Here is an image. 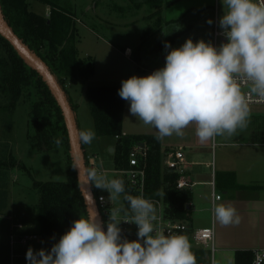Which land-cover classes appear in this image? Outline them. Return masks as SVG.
<instances>
[{"label":"clouds","instance_id":"1","mask_svg":"<svg viewBox=\"0 0 264 264\" xmlns=\"http://www.w3.org/2000/svg\"><path fill=\"white\" fill-rule=\"evenodd\" d=\"M222 4L219 27L227 43L216 47L189 38L172 49L166 42L165 49L171 51L163 68L122 81L118 95L130 102L132 116L156 129L158 140L183 136L190 125H195L200 143L232 136L247 127L248 97L264 100V0H222ZM95 136L91 130L81 131L80 141L91 144ZM89 175L97 188L109 191L110 200L125 192L121 179ZM124 199L132 215L123 222L138 226L137 240L122 238L119 209L111 211L106 231L96 214H87L75 220L50 251L29 247L28 264H197L185 236L155 231L156 210L149 200L127 194ZM214 215L224 227L241 223L231 205H215Z\"/></svg>","mask_w":264,"mask_h":264},{"label":"trees","instance_id":"2","mask_svg":"<svg viewBox=\"0 0 264 264\" xmlns=\"http://www.w3.org/2000/svg\"><path fill=\"white\" fill-rule=\"evenodd\" d=\"M36 1L49 5V14L33 10L31 0H0V4L8 25L49 65L56 79L67 93L74 111H76L77 105L68 93V80L75 77L90 78L95 72V60L92 56L83 58L79 55L77 13L72 10V6L63 5L58 2L59 0ZM130 1L137 8L143 4L152 8L156 7V11L149 15L151 18L154 15L159 17L162 10L175 0ZM176 22L178 19H172L167 24ZM162 28L163 26L159 22L154 32L158 33ZM192 28L191 24L181 26L176 31L166 35L164 40H158L155 45L156 53L159 55L163 51L168 53L169 49H165V43L174 46L177 40L185 36ZM147 35L145 34L144 37ZM201 35L213 38L214 25L208 23L192 39L195 40ZM144 51L145 42L143 39L132 52V57L136 63L142 64ZM121 86L122 84H95L89 85L85 91L96 133L100 137L107 136L114 139L113 168L128 167L130 151L137 145H141L144 154L139 157V162L146 169V195L160 199L167 216L189 221L191 214L185 204L192 200V189L191 187H177L179 173L172 171L164 163L169 149H163L161 140L156 139L157 133H123L125 100L118 95ZM0 93L4 98L1 109L9 112L10 115L16 109L21 98L25 94L28 95L32 115L29 137L39 149H49L54 146H63L65 149L68 179L65 181H35L34 183L39 191V201L36 206V233L43 238L50 239L51 244L54 245L55 239L61 238L70 230L75 220H78L80 216L89 214V212L72 157L68 129L61 106L42 75L18 53L10 41L1 33ZM57 140L60 141L59 145L56 143ZM85 156L87 161L90 155L85 153ZM9 164L6 160H0V178L3 179V175L9 176L7 169ZM14 166L15 162H12L10 167ZM225 174L228 175L229 181L233 180L231 172H225ZM115 179L123 180L125 192L118 196L120 199L118 202L113 201L115 206L118 204L117 206L126 209L129 202L124 199V196L126 194L135 196L133 188L127 181L126 175L116 173ZM4 186L2 182L0 204L3 203V205L6 204L7 199L6 185ZM92 186L95 197H97L101 191L96 189L94 182H92ZM104 225L106 231L107 224ZM182 235L191 242L187 232ZM191 251L196 257L197 264H211L210 249L191 245ZM252 258L253 250H237L235 264H252Z\"/></svg>","mask_w":264,"mask_h":264},{"label":"rangeland","instance_id":"3","mask_svg":"<svg viewBox=\"0 0 264 264\" xmlns=\"http://www.w3.org/2000/svg\"><path fill=\"white\" fill-rule=\"evenodd\" d=\"M58 2L63 5H71L72 10L77 13L79 55L83 58L92 56L95 60L94 74L88 79L77 77L69 79L67 89L72 101L77 105L75 114L81 130H91L96 135L85 91L89 85L122 84V81L130 78L131 75L140 74L132 55L125 56V46L129 45L134 49L144 39L146 51L143 54V60L149 67H154L156 63L153 62L152 53L148 49H152L158 40H164L166 35L181 26L191 24L193 28L172 46V49L179 48L187 39H192L204 29L208 25L209 19H212V24L215 25L216 17L219 24V20L224 14L222 0H175L162 10L159 17L154 15L151 18L149 15L156 11V7L152 8L143 4L137 8L130 0H59ZM31 8L44 14H49L50 11L49 5L36 0H31ZM171 18L178 19V22L167 24ZM159 22L163 28L160 32L155 33L154 29L157 28ZM145 34L148 35L144 37ZM201 37L203 38L199 40L211 42L216 47L223 43L221 39L215 43V39H207L204 35ZM3 102L4 98L0 93V160H6L10 166L12 162H15V166L7 168L9 176L3 175L4 178H0V186L3 182V186L6 185L7 190L6 204H0V210L6 214H12L16 219L27 221V225L30 224V228L27 227L28 232H37L36 206L39 201V191L34 183L35 181H65L68 179L65 149L63 146L39 149L29 137L32 115L30 99L27 94L21 98L11 115L9 112L2 111ZM249 106L250 116L247 127L237 129V132L232 136L225 134L230 140L245 138L251 132L256 134V130H259L260 127L262 129L264 126V105ZM110 138L107 137V139ZM87 150L98 151L103 159L108 156L96 136L91 144H87ZM106 161L104 176L110 177V180L115 179L116 173L113 172V164L107 158ZM96 189L100 190L97 187ZM104 191L108 190L104 189ZM106 197L108 199L110 195H106ZM119 200V198L115 199L117 202ZM109 201L111 200L109 199ZM59 240L60 237L56 238L55 243H58ZM51 243L50 239L41 237L40 242L19 244L20 250L26 251L23 256L24 262L21 264H28L26 254L29 247L37 252L42 248L50 251L53 246ZM210 257L211 264H214L215 256L212 252ZM15 264H18L17 260Z\"/></svg>","mask_w":264,"mask_h":264},{"label":"crops","instance_id":"4","mask_svg":"<svg viewBox=\"0 0 264 264\" xmlns=\"http://www.w3.org/2000/svg\"><path fill=\"white\" fill-rule=\"evenodd\" d=\"M201 36L193 41L197 42L203 38ZM148 50L151 51L156 65L149 67L144 60L142 64L136 63L140 74L135 76H147L165 66L166 51L159 55L155 45ZM132 52L131 46H125V56H131ZM129 109L130 102L125 100L123 133H157L155 128L132 116ZM76 119L78 121L77 116ZM78 126L81 132L79 121ZM256 132H251L245 138L230 140L224 135L200 143L195 135V125H190L184 130L183 136L173 134L161 140L163 149H183L187 163L185 175L193 182L191 189L194 206L190 210L189 225L191 228L215 225L214 264H235L237 250L264 248V126ZM96 137L108 153L105 159L98 151H88L87 144L82 143L83 149L87 155H95L98 167L105 170L106 158L112 162L114 139L100 137L98 134ZM225 172L232 173V181H229ZM104 177L110 180V177ZM99 191L110 195L104 189L100 188ZM215 194H221V198L215 200L216 205L225 204L236 208L241 217L238 226L224 227L216 221L212 210ZM18 223H22L23 228H18ZM27 223L25 220L16 219L12 214L0 211V264H15L16 260L18 264L24 262L26 251L20 250L18 245L21 235L31 233L28 232L27 227L30 228V224L28 226Z\"/></svg>","mask_w":264,"mask_h":264},{"label":"built area","instance_id":"5","mask_svg":"<svg viewBox=\"0 0 264 264\" xmlns=\"http://www.w3.org/2000/svg\"><path fill=\"white\" fill-rule=\"evenodd\" d=\"M223 29L219 27L217 23V19L215 18V27H214V39L215 43L217 40L223 37L221 32ZM244 92L247 93L248 89L246 86L242 85ZM249 105H264V100L259 99L254 95H250L248 97ZM144 154L143 147L141 145H137L130 151L129 154V164L128 167L123 169H114L113 172L121 173L126 175V179L129 184L133 188V193L135 196H142L143 198L149 200L155 210L157 219L153 222L154 228L156 232H161L165 235H182L184 232H187L190 235L191 242L190 244L195 247L210 249L214 254L215 251V236L216 229L215 225H209L198 228H191L189 225V221L187 220H179L174 219L172 217L167 216L164 213V208L162 205V201L157 198L148 197L145 193L146 187V169L144 166L140 165L139 157ZM88 171L95 172L98 176L103 175L106 170L100 169L96 163V156L90 155L88 156V160L86 161ZM165 165L171 169L179 173V177L177 179V187L185 188L191 187L193 182L185 175L187 170V163L185 159V154L182 148H178L174 151H168L164 160ZM103 198V199H102ZM221 194H215L214 200L212 203V210L214 211L215 200L220 199ZM96 202L98 204L101 219L104 224H107L110 218L111 211L113 209H119L118 219L121 221L119 227L121 228V236L127 240H137V232L138 226L135 223L123 222L126 219L131 218V211L129 206L126 209L122 207L115 206V202L113 200L109 201L106 195L103 192H99V195L96 197ZM194 206L193 201H188L185 204V207L188 208V211ZM18 228H23L22 223L16 224ZM105 228V225H104ZM155 234V232L153 233ZM40 242L41 236L38 233H24L20 238L19 242L22 245H26L30 242ZM252 264H264V248H255L253 249V258Z\"/></svg>","mask_w":264,"mask_h":264},{"label":"water","instance_id":"6","mask_svg":"<svg viewBox=\"0 0 264 264\" xmlns=\"http://www.w3.org/2000/svg\"><path fill=\"white\" fill-rule=\"evenodd\" d=\"M0 33L10 41V43L22 57L42 75L57 98L65 117L70 139L71 153L88 212L89 214H96L102 223V227L104 228L100 210L96 202L95 193L93 191L92 182L90 181L85 152L80 141V131L75 111L70 103L67 93L56 79L49 65L37 53H35L8 25L2 12L1 4ZM221 41L223 43H227V38L223 36L221 37Z\"/></svg>","mask_w":264,"mask_h":264}]
</instances>
